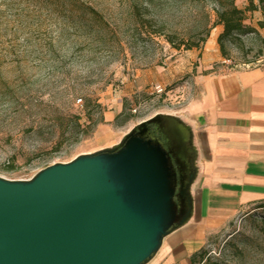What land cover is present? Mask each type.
<instances>
[{"label":"rangeland","instance_id":"rangeland-1","mask_svg":"<svg viewBox=\"0 0 264 264\" xmlns=\"http://www.w3.org/2000/svg\"><path fill=\"white\" fill-rule=\"evenodd\" d=\"M230 2L0 0V176L28 179L118 143L155 114L182 115L197 97L194 73L153 78L188 50L200 49L199 63L216 49L218 72L264 64V0H234L256 7L220 45L216 13ZM165 250L146 264H264V203L211 235L194 262Z\"/></svg>","mask_w":264,"mask_h":264},{"label":"water","instance_id":"water-1","mask_svg":"<svg viewBox=\"0 0 264 264\" xmlns=\"http://www.w3.org/2000/svg\"><path fill=\"white\" fill-rule=\"evenodd\" d=\"M198 156L193 127L158 113L112 146L0 176V264L148 263L194 217Z\"/></svg>","mask_w":264,"mask_h":264},{"label":"crops","instance_id":"crops-1","mask_svg":"<svg viewBox=\"0 0 264 264\" xmlns=\"http://www.w3.org/2000/svg\"><path fill=\"white\" fill-rule=\"evenodd\" d=\"M199 51L188 50L162 80L153 78L169 84L193 72L197 85V97L181 115L194 129L199 152L195 214L161 246L185 262L236 214L264 203V64L218 72L212 70L218 51L204 48L196 63Z\"/></svg>","mask_w":264,"mask_h":264},{"label":"trees","instance_id":"trees-1","mask_svg":"<svg viewBox=\"0 0 264 264\" xmlns=\"http://www.w3.org/2000/svg\"><path fill=\"white\" fill-rule=\"evenodd\" d=\"M256 6L250 2V4L245 8L241 9L234 4V0H231L229 7L221 8L216 13L218 22L223 25V31L220 33L218 37V43L222 45V40L229 35L242 31L245 27L243 24L245 18V12L251 9H254ZM194 45H188L186 49L192 48ZM196 253L191 255L192 261H195Z\"/></svg>","mask_w":264,"mask_h":264},{"label":"flooded vegetation","instance_id":"flooded-vegetation-1","mask_svg":"<svg viewBox=\"0 0 264 264\" xmlns=\"http://www.w3.org/2000/svg\"><path fill=\"white\" fill-rule=\"evenodd\" d=\"M149 128H150V132H152L153 135L160 137L161 134L159 132L155 131V125L154 124H150ZM161 139L164 140L163 137H161Z\"/></svg>","mask_w":264,"mask_h":264},{"label":"built area","instance_id":"built-area-1","mask_svg":"<svg viewBox=\"0 0 264 264\" xmlns=\"http://www.w3.org/2000/svg\"><path fill=\"white\" fill-rule=\"evenodd\" d=\"M158 90H160V89H158Z\"/></svg>","mask_w":264,"mask_h":264}]
</instances>
